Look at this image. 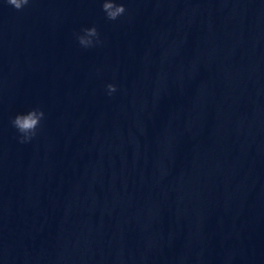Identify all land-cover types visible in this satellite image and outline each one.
<instances>
[{
  "label": "clouds",
  "instance_id": "clouds-1",
  "mask_svg": "<svg viewBox=\"0 0 264 264\" xmlns=\"http://www.w3.org/2000/svg\"><path fill=\"white\" fill-rule=\"evenodd\" d=\"M4 2L15 10L21 11L31 3V0H4ZM101 10L109 21H117L128 13L124 3L118 2V0H103ZM74 35L78 45L83 49H90L103 44L98 28L95 25L82 28L80 32ZM116 91L117 86L115 84L106 85V94L108 96H112ZM44 119L45 113L41 108H32L27 112L17 113L12 117L10 124L18 133L17 142L20 144L31 143L38 135V130L41 128Z\"/></svg>",
  "mask_w": 264,
  "mask_h": 264
}]
</instances>
